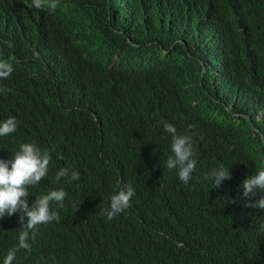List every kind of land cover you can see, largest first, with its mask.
Returning a JSON list of instances; mask_svg holds the SVG:
<instances>
[{
	"label": "trees",
	"instance_id": "trees-1",
	"mask_svg": "<svg viewBox=\"0 0 264 264\" xmlns=\"http://www.w3.org/2000/svg\"><path fill=\"white\" fill-rule=\"evenodd\" d=\"M59 1L49 12L0 0V52L16 61L0 79L11 90L0 121L17 120L0 158L20 143L48 149L29 205L67 192L52 205L59 222L39 226L13 264H264V211L240 199L264 168V0ZM162 122L192 135L189 185L165 167ZM221 164L232 179L213 188L205 177ZM61 168L80 179L56 181ZM118 182L135 195L108 220ZM19 216L0 219V264L18 246Z\"/></svg>",
	"mask_w": 264,
	"mask_h": 264
},
{
	"label": "clouds",
	"instance_id": "clouds-1",
	"mask_svg": "<svg viewBox=\"0 0 264 264\" xmlns=\"http://www.w3.org/2000/svg\"><path fill=\"white\" fill-rule=\"evenodd\" d=\"M59 4V0H32L29 6L55 12ZM15 71L16 61L0 52V79H12ZM8 91L11 90L0 88V92ZM162 125L163 131L171 136V155L168 156L165 167L168 170H177L178 179L184 185H189L193 180L192 174L197 164L192 135L187 132L179 133L172 123L162 122ZM191 127L190 125L189 129ZM16 130L15 117L0 121V137L10 135ZM51 160L50 151L46 148L41 149L34 142L20 143L18 150L11 155V158L7 160L0 158V219L19 213L21 225L18 246L8 250L2 264H13L20 250L31 252L32 245L29 241H35L39 226L53 221L59 222V213L53 209L52 205L64 207L67 197L64 188H49L44 194L35 196L31 206L28 202L31 196L29 189L40 184L47 177ZM69 176L71 180L80 179L78 172L70 173L69 169L61 168L56 173L55 180L60 181ZM205 178L213 181V188H220L224 181L232 179V175L229 169L221 164L219 167L212 168ZM240 191L242 192L240 199H245L246 208L264 211V168H258L249 175L242 182ZM134 195L135 190L131 184L118 182L116 189L110 195L109 207L102 209L100 215L108 220L114 219L131 207Z\"/></svg>",
	"mask_w": 264,
	"mask_h": 264
}]
</instances>
